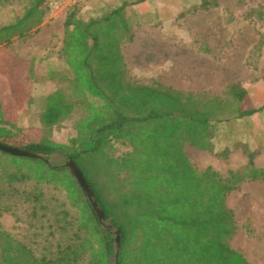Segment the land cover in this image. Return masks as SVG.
I'll return each mask as SVG.
<instances>
[{"label": "trees", "instance_id": "16d2710c", "mask_svg": "<svg viewBox=\"0 0 264 264\" xmlns=\"http://www.w3.org/2000/svg\"><path fill=\"white\" fill-rule=\"evenodd\" d=\"M21 3L12 21L0 26V46L29 36L49 12L47 0ZM75 5L65 17L60 51L73 71L68 88L58 87L45 97L42 126L30 140H23L26 129L14 122L0 99V143L46 158L60 154L76 164L105 218L119 229L117 264H250L230 245L237 225L226 204L227 195L243 182L264 181V166L254 161L256 150L235 143L237 133L229 125L234 117L258 111L244 107L246 90L240 82L231 83L229 99L212 100L157 81L117 82L121 56L110 49L119 45L117 38L99 40L90 30L95 20L84 21ZM217 5L201 0L194 10ZM122 11L115 9L112 15ZM249 11L260 21L264 17L262 6ZM263 44L264 37L254 43L249 67L255 68ZM28 71L32 76L31 66ZM76 108L81 112L74 135L54 141L52 129ZM219 143L224 154L242 145L246 163L222 175L211 166H194L184 150L190 145L211 152ZM118 146L128 149L115 155ZM50 182L65 189L78 213L58 197H45L42 184ZM21 204L32 208L35 225L53 238L54 252L38 254L34 247L13 244L0 230V264H110L113 236L101 228L74 176L66 168L0 151V216ZM246 233L259 239L251 227Z\"/></svg>", "mask_w": 264, "mask_h": 264}, {"label": "rangeland", "instance_id": "374dc122", "mask_svg": "<svg viewBox=\"0 0 264 264\" xmlns=\"http://www.w3.org/2000/svg\"><path fill=\"white\" fill-rule=\"evenodd\" d=\"M71 1L74 0H47L49 12L36 31L26 38L13 39L9 44L0 46V70L4 74L0 78V99L3 104H6L5 111L7 110L14 122L26 129L27 134L25 133L23 140L33 138L31 134L38 132L39 127L42 126L40 116L44 110L45 97L58 87L67 89L69 86L67 78L73 76L72 69L67 65L64 55L60 52L65 17L74 5ZM174 1L150 0L147 3L125 6V10L121 14L112 15L113 10L122 7L110 10L117 4L113 7L108 6L107 9H101L97 12L98 15L93 18L82 17L86 22L95 20L90 30L96 33L102 42L104 39L107 41L108 38H117L119 45L113 44L110 48L113 53L121 56L120 63L117 62L120 72L117 73L115 81L129 82L132 85H153L157 81L156 79L167 83L178 80V62L176 61L180 55L178 49L180 43L190 46L202 43L205 47L204 40L210 39L222 49H229L236 44L249 46L264 37V17L260 21L256 17L248 16L251 8L262 6L264 11V0H206L207 2L217 1L218 4L206 10H194L199 6L201 0H188L187 4L181 5L175 4ZM21 6V0L0 4V26L11 22L15 12L20 10ZM75 6L78 8L79 2ZM251 13L254 15L253 12ZM245 14H247V18ZM243 21H249V23ZM238 22H243L240 27ZM233 24L235 25L233 26ZM134 28L137 37L131 43ZM160 41L164 44H160ZM154 43L157 53L153 54L147 49L154 47ZM102 45L106 50V46ZM164 45L169 50H162L159 55L173 58L177 67L170 61L163 62L161 66H153L159 53L157 46ZM140 46L143 47V52L139 51ZM122 50L126 51V59ZM255 58L256 52L252 56L250 64H253ZM30 66L33 69L32 76L28 71ZM175 67L176 69L173 70ZM50 71L59 75L51 76ZM106 79L108 78L106 77ZM106 83L107 80L103 81V84ZM191 93L195 95L198 93L205 99H229L226 89L221 94H212L209 91H191ZM17 98L20 99L19 103ZM80 112L81 109L76 108L71 118L52 129L51 135L54 141L65 142L68 137L74 135V125ZM239 119H235V117L232 119V128L237 134L238 129L243 128ZM239 147L236 145L226 154L222 153L225 149H222L220 143L211 152H201L190 145H185L184 150L194 166L200 169L211 166L222 175H226L227 170H234L246 163L247 158L243 150V155H241ZM127 149L128 147L118 146L115 155H120ZM255 150V164L264 166V148ZM49 160L56 165L65 161L60 154L51 155ZM42 185V190L47 195L46 198L58 197L73 213H78L76 205L67 197L63 187L51 182ZM226 204L233 211L237 225L232 238L234 241L231 240L230 245L239 251H246L245 253H248L249 256L253 253L250 250L251 247L262 246L261 250L263 251L264 212L257 211L258 208L260 211H264V181L243 182L238 189L227 195ZM31 209L29 205L21 204L14 212L3 213L0 216V230L8 234L13 244L17 242L21 246L34 247L38 254L45 253L48 249L54 252L53 238L47 236L45 230L35 225V219L30 216ZM107 221L109 222V220ZM253 221L256 225H253ZM248 227L254 229L259 239L249 237L246 233ZM110 264H113V258ZM252 264H256V262Z\"/></svg>", "mask_w": 264, "mask_h": 264}, {"label": "crops", "instance_id": "0c3cea01", "mask_svg": "<svg viewBox=\"0 0 264 264\" xmlns=\"http://www.w3.org/2000/svg\"><path fill=\"white\" fill-rule=\"evenodd\" d=\"M148 1L150 0H74L71 2L74 4L79 2L81 18H93L98 15V11L101 9H107L108 6L113 7L118 4L110 10L122 6L124 11L125 6H134L140 3H147ZM174 3L177 5L187 4L188 0H175ZM136 37L137 33L134 28V36L131 43L136 40ZM204 41L206 43L205 47H203L202 43L192 46L181 43L178 45V49L180 50L178 61H176L178 62V80L170 81L169 83L161 80L159 81L158 79L156 80L164 85L184 92L209 91L212 94H221L229 84L240 82L247 93V98L243 103L244 107L255 108L258 109V111L239 119V122L243 124V128L238 129V135L236 134L233 141L235 143H241L243 146L245 145L247 149H263L264 44L259 52L255 68H252L248 66L247 61L254 44L249 46L236 44L229 49H222L219 45H215V43L210 39H205ZM160 44L164 43H161L160 41ZM157 47L159 53L153 66H161L163 62L170 61L177 67L173 58L159 55L162 50L168 51L169 48L165 45ZM155 48L156 44L154 47L147 49V51L150 53L153 52V54L157 53ZM139 51L143 52V47L141 48L140 46ZM122 52L124 53L126 59V51L124 52L122 50ZM176 67L173 68V70L176 69ZM162 73L163 72L161 71V74ZM229 125L232 127L233 123H229ZM242 145H239L241 155H243ZM258 209L259 210L257 212H264L260 211V208ZM253 225H256L255 221H253ZM255 228L258 230L256 226ZM232 241L230 243H232ZM233 248L240 252L250 264L253 262H256V264H264V248L262 251V246L259 248L251 247L250 250L253 251V253L251 252L252 254L250 256L248 253H245L246 251H239L235 247Z\"/></svg>", "mask_w": 264, "mask_h": 264}, {"label": "water", "instance_id": "95a60500", "mask_svg": "<svg viewBox=\"0 0 264 264\" xmlns=\"http://www.w3.org/2000/svg\"><path fill=\"white\" fill-rule=\"evenodd\" d=\"M0 151L10 154L13 156H18V157H25V158H31V159H38L42 160L46 164H48L52 168H67L70 173L74 176L75 180L83 190L87 200L91 204V207L93 211L95 212V215L97 217V220L101 226V228L105 229L107 232L111 233L113 236V264L118 263V252H119V247H120V232L119 229L114 227L110 222L107 221V219L104 216L103 211L98 207L97 202L94 198V195L90 189V186L86 183L85 178L83 177V174L79 170V168L76 166V164L71 160L67 159L61 164H52L49 160V158H46L45 156L33 152H29L24 149L12 147V146H7L3 145L0 143Z\"/></svg>", "mask_w": 264, "mask_h": 264}]
</instances>
